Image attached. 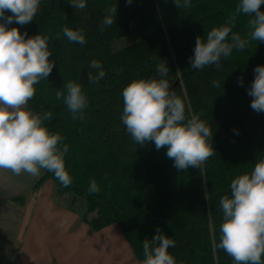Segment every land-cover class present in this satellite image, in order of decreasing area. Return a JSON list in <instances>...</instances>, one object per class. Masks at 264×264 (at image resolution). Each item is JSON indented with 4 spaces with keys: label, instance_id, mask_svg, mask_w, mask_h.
<instances>
[{
    "label": "trees",
    "instance_id": "obj_1",
    "mask_svg": "<svg viewBox=\"0 0 264 264\" xmlns=\"http://www.w3.org/2000/svg\"><path fill=\"white\" fill-rule=\"evenodd\" d=\"M238 2L192 0V6L184 9L174 0H132L131 4L87 0L81 10L68 0H41L33 21L21 27L29 37L39 33L50 37L55 66L48 79L35 85L28 108L40 115L52 112V119L44 124L69 145L65 167L71 184L63 186L42 169L32 193L50 179L56 198L72 205L85 203L82 221L92 232L116 224L137 264L144 259L143 240L158 228L174 239L169 252L177 264H233L215 246L222 223L219 200L230 195L234 178L250 173L264 159V113L251 109L252 97L247 94L254 68L264 65V43L251 41L244 50H233L219 69L214 65L193 69L189 57L196 37L205 38L212 28L224 24ZM112 5H117L115 23L101 33L105 10ZM248 19L239 16L233 31L246 36ZM65 27L83 29L86 43L70 42L63 34ZM133 33L139 34L136 43L112 49L115 40ZM94 59L105 71L98 83L88 78L90 71L96 74L89 67ZM161 60L169 67L170 91L182 98L186 116L201 113L213 130L210 143L215 155L199 169L178 171L166 148L157 151L154 143L135 144L121 123L123 88L135 79L159 78L156 66ZM69 80L80 83L88 98L83 120H73L63 100L56 99V92ZM213 81L220 86L214 87ZM92 179L100 187L94 195L88 193ZM10 199L23 203L22 197Z\"/></svg>",
    "mask_w": 264,
    "mask_h": 264
},
{
    "label": "clouds",
    "instance_id": "obj_2",
    "mask_svg": "<svg viewBox=\"0 0 264 264\" xmlns=\"http://www.w3.org/2000/svg\"><path fill=\"white\" fill-rule=\"evenodd\" d=\"M174 2L178 8L192 6V0ZM68 3L81 10L87 6V0ZM40 4L41 0H0V170L17 176L22 173L39 176L43 169L68 187L71 177L65 167V155L69 145L61 134L50 132L45 126L44 122L52 119L51 111L40 115L28 108L36 93L35 85L48 79L55 66L50 59V37L41 33L29 37L27 32L9 27L14 22L20 26L31 23ZM262 5L264 0H239L224 24L212 28L205 38L197 36L193 55L189 57L191 68L201 70L214 65L219 69L221 60L230 57L233 50L242 51L251 41L264 43ZM116 15L117 5L105 10L101 33L115 23ZM241 15L249 17L244 37L233 31ZM63 34L72 43H86L83 29L65 27ZM89 67L96 72L95 75L89 72V82L98 83L105 75L103 65L94 59ZM156 72L159 78L135 79L123 88L121 123L135 144L154 143L157 151L166 148L167 158L178 171L199 169L215 155L210 143L213 130L201 119V113L186 116L182 98L170 91L166 61L157 64ZM238 83L243 86L242 77ZM213 86L220 84L213 81ZM247 94L252 97L251 109L264 113V65L254 68ZM56 99L63 100L73 120L85 119L88 98L80 83L64 82L63 89L56 92ZM99 191V185L92 179L88 193L94 195ZM219 208L222 223L216 248L230 256L233 264H264V159L258 160L250 173L231 181L230 195L220 198ZM174 247V239L158 228L154 236L143 240L141 264H177L169 252Z\"/></svg>",
    "mask_w": 264,
    "mask_h": 264
},
{
    "label": "crops",
    "instance_id": "obj_3",
    "mask_svg": "<svg viewBox=\"0 0 264 264\" xmlns=\"http://www.w3.org/2000/svg\"><path fill=\"white\" fill-rule=\"evenodd\" d=\"M32 195L22 204L10 199L21 211L11 239L17 247L14 254L8 248L0 252V264H137L116 224L92 232L82 221L85 209L78 214L70 202L60 206L54 201V183Z\"/></svg>",
    "mask_w": 264,
    "mask_h": 264
},
{
    "label": "rangeland",
    "instance_id": "obj_4",
    "mask_svg": "<svg viewBox=\"0 0 264 264\" xmlns=\"http://www.w3.org/2000/svg\"><path fill=\"white\" fill-rule=\"evenodd\" d=\"M14 27L19 28L21 33H24V30L20 25L17 24ZM138 40H139L138 33H133L124 36L118 40H115L112 43V49L120 50L122 48H125L129 45L136 43ZM42 172L43 171L41 170V174L39 176H30L27 173H22L21 175L17 176L12 174L10 171L0 170V252L5 253V251L8 248L7 251H9L10 249V251L12 250L11 254H14L15 253L14 251H16L15 248L17 247L16 246L17 243L12 244L11 239L15 232V224L17 223L19 224V222L15 220H18L17 216L18 214L19 215L21 214V211H20V205L12 203L10 198L22 197L24 201H27L28 199L30 201V199H34V196L32 195V191L34 185L36 184L37 179H39L42 176ZM49 185L53 186V182L50 179H47L39 188H43L44 186H49ZM43 193L49 195V192L47 191V187H45ZM54 201H56L57 204H59L60 206L64 204V202L62 200H59L58 198ZM79 202L80 203H77L72 207L75 210V212L81 214V212L85 209V203L82 201ZM67 203L65 202V204L69 206V204Z\"/></svg>",
    "mask_w": 264,
    "mask_h": 264
}]
</instances>
